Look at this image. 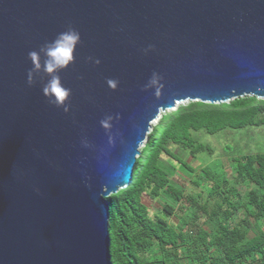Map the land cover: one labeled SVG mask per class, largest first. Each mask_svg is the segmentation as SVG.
<instances>
[{
	"label": "water",
	"instance_id": "water-1",
	"mask_svg": "<svg viewBox=\"0 0 264 264\" xmlns=\"http://www.w3.org/2000/svg\"><path fill=\"white\" fill-rule=\"evenodd\" d=\"M69 27L65 113L27 73ZM245 96L264 98V0H0V264H112L107 198L133 183L151 122Z\"/></svg>",
	"mask_w": 264,
	"mask_h": 264
},
{
	"label": "trees",
	"instance_id": "trees-1",
	"mask_svg": "<svg viewBox=\"0 0 264 264\" xmlns=\"http://www.w3.org/2000/svg\"><path fill=\"white\" fill-rule=\"evenodd\" d=\"M262 126L264 99L256 97L192 102L164 115L137 159L133 183L107 198L112 264H264V153L234 154L226 145V165L197 166L200 155L213 153L194 136ZM176 173L191 190L174 181ZM146 197L160 199L156 213Z\"/></svg>",
	"mask_w": 264,
	"mask_h": 264
},
{
	"label": "clouds",
	"instance_id": "clouds-1",
	"mask_svg": "<svg viewBox=\"0 0 264 264\" xmlns=\"http://www.w3.org/2000/svg\"><path fill=\"white\" fill-rule=\"evenodd\" d=\"M80 40L79 31L69 27L58 33L53 40L46 41L41 45L39 51L34 50L28 53V58L32 63V68L27 73L28 85L31 86L38 76L40 78L42 76L49 77L47 83L43 85V95L47 98L49 104L56 108H62L65 113L69 112L71 108V89L63 85L59 73L75 63V52ZM149 47L151 48V46ZM148 50L145 49V52ZM87 60L96 65L100 63L98 58L94 59L91 56ZM159 80V74L153 72L144 88H155ZM107 83L113 90L118 85V82L113 79H109ZM112 121L113 116L108 115L100 121V125L105 130H109L112 127Z\"/></svg>",
	"mask_w": 264,
	"mask_h": 264
},
{
	"label": "rangeland",
	"instance_id": "rangeland-1",
	"mask_svg": "<svg viewBox=\"0 0 264 264\" xmlns=\"http://www.w3.org/2000/svg\"><path fill=\"white\" fill-rule=\"evenodd\" d=\"M245 97H252V96H245ZM243 97V98H245ZM264 99V98H263ZM235 99L229 100L227 102L228 104L234 101ZM193 101L186 100L182 101L181 103H177L176 106L172 109H168L166 111H162L158 119L151 122L152 128L154 129L156 125L158 124V121L167 114L172 113L173 111H176L178 108L185 107L192 103ZM206 104H211V102H206ZM219 105L220 103H216ZM151 128L150 133L153 131ZM149 133V134H150ZM148 134V135H149ZM195 138L199 140L204 145H209L212 149V155H206L202 154L199 156L198 160L195 162L197 166H204L207 165L210 162L218 163L222 162L225 165L227 164L226 158L227 154L225 153V147L226 145H229V147L233 150L234 154H240V153H249V152H262L264 153V126L258 127V128H247L244 130H231V129H225L223 131H220L214 135H210L205 131H200L197 134H194ZM148 141V138L146 140L145 145L140 149L143 150V148L146 146ZM188 156H186L187 158ZM179 163V162H178ZM175 165V163H173ZM180 164V163H179ZM192 165V162L190 163ZM177 166V165H176ZM195 168V165H192ZM181 166H177V169H179ZM182 170L185 173V169L182 168ZM186 174V173H185ZM173 179L178 184H181L184 188L190 189L191 186L189 185V179H187L184 175L181 173H176L173 176ZM120 190L119 192H121ZM150 191L148 186H145V192L144 194H147V192ZM160 199H158L159 201ZM145 203L151 208L152 213H156L159 209L158 201L154 202L150 200L149 198L144 199ZM182 253L181 251H179ZM184 252V251H183Z\"/></svg>",
	"mask_w": 264,
	"mask_h": 264
},
{
	"label": "bare ground",
	"instance_id": "bare-ground-1",
	"mask_svg": "<svg viewBox=\"0 0 264 264\" xmlns=\"http://www.w3.org/2000/svg\"><path fill=\"white\" fill-rule=\"evenodd\" d=\"M151 126H152V124H151ZM152 128V127H151Z\"/></svg>",
	"mask_w": 264,
	"mask_h": 264
}]
</instances>
